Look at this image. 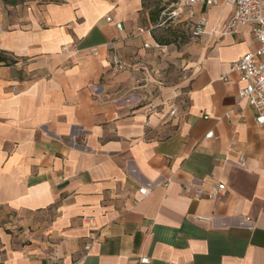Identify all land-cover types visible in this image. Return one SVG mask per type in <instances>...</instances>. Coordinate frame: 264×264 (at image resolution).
Masks as SVG:
<instances>
[{"label": "crops", "instance_id": "0c3cea01", "mask_svg": "<svg viewBox=\"0 0 264 264\" xmlns=\"http://www.w3.org/2000/svg\"><path fill=\"white\" fill-rule=\"evenodd\" d=\"M144 4L1 14L14 64L0 62V264H264V126L232 71L260 46L252 26L225 34L233 4L196 6L205 33L184 44L183 78L151 91L138 84L172 44ZM186 18L176 25L190 30Z\"/></svg>", "mask_w": 264, "mask_h": 264}, {"label": "built area", "instance_id": "2783aa9c", "mask_svg": "<svg viewBox=\"0 0 264 264\" xmlns=\"http://www.w3.org/2000/svg\"><path fill=\"white\" fill-rule=\"evenodd\" d=\"M222 2H229L236 7L235 14L229 20L225 34L232 35L238 32L239 26L251 25L252 34L255 40L260 44L259 48L250 52L236 61L232 65V71L239 75L243 87L239 91V98L245 100L252 106L256 112V122L259 126H264V0H184V2L165 9L162 16H167L168 19H181L186 15V21L189 23L192 38L198 39L205 33L206 20L202 17H197L194 8L201 6L203 8H212L220 5ZM117 27L122 30V25ZM152 28H141L138 32L139 36L145 34L150 35ZM147 49L159 48L158 43L145 44ZM109 49L113 50L110 44ZM63 50H66L64 48ZM109 59L112 66V71L115 73L124 71L126 64L116 54L111 53ZM137 95V94H136ZM136 95H132L136 96ZM138 99L134 97L133 100ZM173 114L175 111L172 112ZM213 136L208 134V138ZM241 165H245V161H241ZM219 190H224L225 186L220 185ZM139 193L142 196L148 195L147 188H140ZM250 221V218H247ZM89 249V246L86 247ZM149 259H143L142 263L147 264Z\"/></svg>", "mask_w": 264, "mask_h": 264}, {"label": "rangeland", "instance_id": "374dc122", "mask_svg": "<svg viewBox=\"0 0 264 264\" xmlns=\"http://www.w3.org/2000/svg\"><path fill=\"white\" fill-rule=\"evenodd\" d=\"M54 1L59 0H17L18 6L21 7V9L40 3ZM178 1L180 0H145V4L147 6H152L153 11H156L158 9V4H160V6L165 10L171 8L173 3ZM6 6L7 5L4 4V1L0 0V16L2 13L7 14L8 16L14 14V10H8ZM176 20L177 19H168L167 16H162V13L160 14L156 25L161 24L162 27L157 28L154 31L157 32L156 36L158 37L160 43L168 45L172 44V46L168 48V56L164 57L165 55H163L159 57L152 69H150V73L153 75L154 81L150 80L147 82H142L139 83L138 86H146L144 89H150L151 91L159 90V88L169 86L183 78L184 66L182 61L184 57L187 59L189 56V53H185L186 47L184 44L191 41V31L188 30V28L186 29L185 26L176 25ZM144 23L145 20H143V25H145ZM179 37L182 38L181 41H179L180 43L177 41ZM175 38L176 40H174ZM179 53L181 55L180 58H178ZM141 94H129L126 96V101L134 106H139L144 101V97L142 96L143 94ZM132 95L136 96L132 97ZM134 97H137L138 99L133 100Z\"/></svg>", "mask_w": 264, "mask_h": 264}, {"label": "trees", "instance_id": "16d2710c", "mask_svg": "<svg viewBox=\"0 0 264 264\" xmlns=\"http://www.w3.org/2000/svg\"><path fill=\"white\" fill-rule=\"evenodd\" d=\"M5 5H11V6H15L18 5L17 0H3ZM144 7H147L146 4H144ZM158 9L156 11H152L150 14V19L153 23H157L160 14L164 11V8L160 6V4H158ZM160 43V42H159ZM5 62L6 65H12L14 64V62L12 60H9L8 58H6L3 55H0V62Z\"/></svg>", "mask_w": 264, "mask_h": 264}]
</instances>
